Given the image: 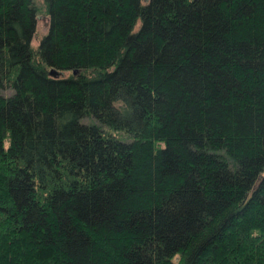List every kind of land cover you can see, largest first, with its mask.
I'll return each instance as SVG.
<instances>
[{
    "label": "trees",
    "instance_id": "obj_1",
    "mask_svg": "<svg viewBox=\"0 0 264 264\" xmlns=\"http://www.w3.org/2000/svg\"><path fill=\"white\" fill-rule=\"evenodd\" d=\"M0 264H264V0H0Z\"/></svg>",
    "mask_w": 264,
    "mask_h": 264
},
{
    "label": "rangeland",
    "instance_id": "obj_2",
    "mask_svg": "<svg viewBox=\"0 0 264 264\" xmlns=\"http://www.w3.org/2000/svg\"><path fill=\"white\" fill-rule=\"evenodd\" d=\"M46 25H47L46 20L44 19V17H41L38 23L37 38L41 37L46 32L47 30ZM33 44L34 47L37 45L35 41ZM5 92L7 93L10 91H5Z\"/></svg>",
    "mask_w": 264,
    "mask_h": 264
},
{
    "label": "water",
    "instance_id": "obj_3",
    "mask_svg": "<svg viewBox=\"0 0 264 264\" xmlns=\"http://www.w3.org/2000/svg\"><path fill=\"white\" fill-rule=\"evenodd\" d=\"M51 74H54V72H53V71H51Z\"/></svg>",
    "mask_w": 264,
    "mask_h": 264
}]
</instances>
